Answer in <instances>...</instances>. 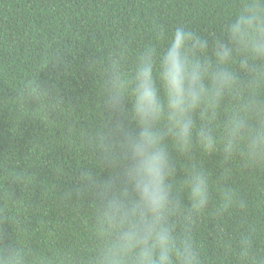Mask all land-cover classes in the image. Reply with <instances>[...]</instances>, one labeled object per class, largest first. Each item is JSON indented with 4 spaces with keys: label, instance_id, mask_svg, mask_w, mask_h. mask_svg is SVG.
<instances>
[{
    "label": "clouds",
    "instance_id": "9594fccd",
    "mask_svg": "<svg viewBox=\"0 0 264 264\" xmlns=\"http://www.w3.org/2000/svg\"><path fill=\"white\" fill-rule=\"evenodd\" d=\"M89 65L97 118L76 133L85 163L59 197L89 213L86 235L42 249L13 232L0 242V264H204L197 230L208 218L220 234L217 264H264V226L248 221L253 201L235 181L246 177L264 209V0H237L218 34L177 25L163 48L146 44L129 63L121 46ZM21 97L48 111L63 103L35 79ZM208 157L218 160L215 175ZM237 214L226 231L222 222Z\"/></svg>",
    "mask_w": 264,
    "mask_h": 264
},
{
    "label": "trees",
    "instance_id": "16d2710c",
    "mask_svg": "<svg viewBox=\"0 0 264 264\" xmlns=\"http://www.w3.org/2000/svg\"><path fill=\"white\" fill-rule=\"evenodd\" d=\"M236 5L237 0H0V218L8 221L0 225V242L7 244L14 232L18 242L47 249L71 247L86 235L89 213L62 205L59 197L75 187L74 176L85 163L76 133L97 118L101 97L89 63L121 46L130 63L146 44L163 48L177 25L218 34ZM55 55L57 64L49 62ZM34 79L63 103L57 99L49 111L31 100L24 105L21 90ZM113 120L124 122L119 115ZM204 163L215 175L218 160ZM235 181L253 201L248 221L264 226V209L255 206L248 179L237 175ZM82 203L87 207L88 198ZM215 223L208 218L198 225L204 264H217ZM222 223L230 232L240 216ZM257 241L264 242V233Z\"/></svg>",
    "mask_w": 264,
    "mask_h": 264
}]
</instances>
